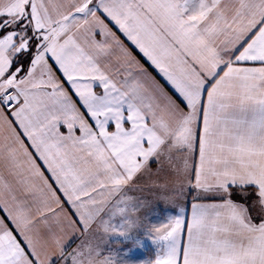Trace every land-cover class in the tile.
Here are the masks:
<instances>
[{"label":"snow or ice","instance_id":"1","mask_svg":"<svg viewBox=\"0 0 264 264\" xmlns=\"http://www.w3.org/2000/svg\"><path fill=\"white\" fill-rule=\"evenodd\" d=\"M0 264H264V0H0Z\"/></svg>","mask_w":264,"mask_h":264}]
</instances>
